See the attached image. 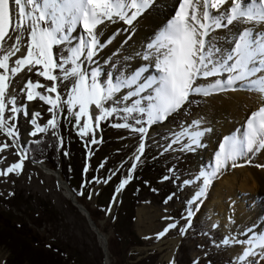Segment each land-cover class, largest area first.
Masks as SVG:
<instances>
[{
  "label": "rangeland",
  "instance_id": "374dc122",
  "mask_svg": "<svg viewBox=\"0 0 264 264\" xmlns=\"http://www.w3.org/2000/svg\"><path fill=\"white\" fill-rule=\"evenodd\" d=\"M129 34L132 37L134 31H130ZM104 43L107 47L108 42ZM66 47L67 45L55 46L54 54L59 56ZM106 47L98 52L94 66H99L104 74L112 72L119 77L124 76L129 69L126 64L129 53L127 50L105 51ZM23 51L26 52L27 49ZM8 63L11 66L12 61ZM54 74L62 75L59 70ZM29 75L33 83L38 81L46 87H51L53 83L34 73L18 74L11 89L6 90V98L13 96L16 98V106L19 109L16 113L17 119L15 121L8 119L12 113L11 106L6 104L4 124L10 126L15 123L17 142L19 138L27 136L24 142H18L24 152L27 141L35 139L40 132L35 136L29 133L35 131L37 126L44 127L47 121L56 115V127L51 130L58 142L57 151L59 146L58 152H62L68 162V178L73 190L80 194V201L92 212L94 221L91 220L95 226L100 232L101 230L104 232L101 233L106 237L109 264H252L253 261L255 264H264L262 257L264 254H260L257 261L253 256L247 257L244 261L240 260L242 254L239 253L243 251L242 246L245 244L233 242L236 240L234 233L229 230L228 222L222 219L218 210L212 207L205 209L211 185L206 190L208 194L195 203L189 202L202 185V180H197L196 177L201 170H210L214 164L209 163L210 168L209 164L207 165L205 143L202 142L204 145L195 151H186L184 144L188 140L182 137L177 141V135L193 121L200 119L212 93L207 96L192 94L188 102L169 115L165 121L152 125L136 123V120L146 121V114L135 113L125 119V114L117 111L100 120L97 126L94 116L100 115L99 110H94V106H91L90 116L81 117L79 125L83 128L87 121L88 133L81 135L73 115L79 111V105H75L72 111H69L66 104L72 81L58 83L56 92L52 93L42 88L31 89L36 98L29 101L27 90L24 93L19 91ZM238 90L244 89L236 87V90L229 88L222 91ZM37 93L50 96L53 100H56L59 94V103L62 106L54 112H49L51 105L39 99ZM262 100L261 103L264 102V95ZM22 105L27 107V116ZM105 106L111 108L114 105L112 101H108ZM120 107L122 108L123 104ZM35 112H39L40 116L36 117V124H32L31 114ZM101 123H106L108 127L104 129ZM125 123L129 124V127L114 126ZM140 126H144L147 132L141 134L133 131ZM193 128L195 126L190 131H193ZM245 130L242 126L241 136ZM93 139L96 143H92ZM5 143L8 147L0 152V157L4 158L0 159V170L21 160V156L17 155L16 146L13 147L14 142L0 130V145ZM141 143L144 145L142 153L138 152ZM137 156L139 160L136 159ZM213 157L215 158L214 155ZM152 159L157 160L155 164L159 167L158 173L152 170L154 166L150 162ZM133 164L136 165L134 169ZM130 169L133 170L131 178L128 179ZM109 176L111 179H108ZM94 178L101 182L96 183ZM123 179H128V182L117 191ZM185 181L191 183L185 184ZM172 183L176 184V188L170 185ZM67 184L69 186V183ZM69 188L71 190L70 186ZM95 201L99 204L98 207L95 206ZM252 203V200L246 201V207L253 206ZM196 204H199L198 209ZM0 205L13 211L19 210L35 225H39V231H43L56 247L65 249L68 256L74 258L77 264H101L98 242L84 217L71 205L62 189L56 185L54 178L33 167L28 160L23 159L20 169L7 176H0ZM188 211L193 212L190 224L187 218ZM116 212L117 232L126 237L128 229L133 231L140 238V245H130V240L127 239L123 245L125 247L123 252L118 251L112 227ZM231 215L233 217L234 213ZM130 216L132 219L127 224ZM170 223H175L178 227L169 229L165 235L157 238V234L164 231ZM182 228L185 229L183 233L180 230ZM107 238L111 241L110 253L107 251ZM225 238L229 239L228 244L222 243ZM6 255L7 250L0 246V264H7Z\"/></svg>",
  "mask_w": 264,
  "mask_h": 264
},
{
  "label": "snow or ice",
  "instance_id": "6c2138e0",
  "mask_svg": "<svg viewBox=\"0 0 264 264\" xmlns=\"http://www.w3.org/2000/svg\"><path fill=\"white\" fill-rule=\"evenodd\" d=\"M178 4L174 16L148 45L149 55L151 50L157 53L155 67L159 72L158 76L149 80L139 72L125 73L122 77L112 72L104 74L99 66L94 65L95 57L105 46L103 27L118 20L129 26L122 31H131L134 22L150 7H155V0H0V70H3L0 72V127H7L8 137L13 140L17 138L15 123L10 126L4 124V112L6 104L10 105L12 115L8 119H17L19 109L16 98H6V89L12 86L21 72L34 73L53 82L51 87H46L38 81L33 83L29 75L24 86L19 89L20 93L27 90L29 101L36 98L31 89L42 88L52 93L56 92L58 83L72 81L66 104L69 111L79 105V111L73 115L81 135L88 133L87 121L83 128L79 125L81 117L90 116L91 106L100 112V115L94 116L97 125L100 120L117 111L124 113L125 119L135 113L146 114V121L136 120V123L152 125L165 121L188 102V98L194 93L207 96L215 91L229 88L236 90L239 87L264 95V0H178ZM229 28H236V32L231 42L232 47L225 54L213 33ZM9 41H12L11 47L5 49L4 46ZM59 45L67 47L57 56L53 49ZM23 48L27 51L24 52ZM147 58L148 56L145 57ZM9 61H12L11 66ZM56 70L62 75H55ZM224 74H227L226 79H216L206 86L198 83ZM37 95L51 105L49 112L62 106L59 94L56 100L39 93ZM108 101H112L114 106L106 107ZM21 107L27 116V107ZM39 116V112L32 113L30 123L36 124V117ZM56 120L54 114L44 127L37 126L29 135L35 136L37 132L43 133L55 128ZM200 124L199 120L193 121L177 135V141L182 137L188 140L184 144V150L195 151L203 146V137L211 129L201 128ZM114 126L127 128L129 124ZM193 126L196 130L190 131ZM133 131L144 134L147 129L140 126ZM92 143H96L95 139ZM7 147V143L0 145V152ZM143 148L141 143L138 152L142 153ZM261 150H264V106L247 118L242 138L234 135L224 137L215 153L212 168L201 170L196 177L197 180H202V185L189 202L195 203L204 196L207 188L228 167L229 162H232L233 168L243 167V164H236L235 161L246 157L245 164H250L251 155ZM17 155L21 156V160L0 170V176H7L22 167L26 153L21 151ZM136 159L139 160V156ZM135 166L133 164V169ZM133 169L129 170L128 179L131 178ZM128 179H123L119 187L122 188ZM94 181L101 182L97 178ZM184 183L189 184L191 181ZM195 206L199 208V204ZM192 216L193 212L188 211L189 224ZM176 227L178 225L175 223L168 224L164 231L157 234V238ZM180 230L183 233L185 229ZM258 236V242L233 241L250 245L239 257L240 260L255 256L254 249L257 247L264 249V234ZM222 243L228 244L229 239L225 238Z\"/></svg>",
  "mask_w": 264,
  "mask_h": 264
},
{
  "label": "bare ground",
  "instance_id": "6f19581e",
  "mask_svg": "<svg viewBox=\"0 0 264 264\" xmlns=\"http://www.w3.org/2000/svg\"><path fill=\"white\" fill-rule=\"evenodd\" d=\"M178 7L177 0H155V7H150L134 22L131 27V31H134V34L130 39V31H122L129 28L127 24L118 20L106 24L102 30V38L104 42H108L107 47L105 46V51L122 52V50H127L129 55L126 64L129 69L126 73L139 72L149 80L158 76L159 72L155 67L157 53L155 50H151V55H149L148 45L174 16V12L178 10ZM235 32L236 28H229L213 33V37L218 38L217 43L225 54L232 47L231 42L234 39ZM10 43L9 41L4 46L5 49L10 48ZM146 56H148L147 59H145ZM2 71L0 70V72ZM226 76L227 74H224L218 76L219 78L200 80L198 83L206 86L216 79H226ZM10 89L9 87L6 90ZM215 92L217 93L212 92L209 96L207 108L199 119L201 128L211 129L203 137L202 141L206 147L207 165L211 162L215 163L213 155L215 156L219 149L218 144L220 145L223 142L224 137L234 135L237 138H242L240 129H242V126L246 129L247 118L252 112L260 108L263 96L248 90ZM4 130V135L8 137L6 127H4ZM195 130L193 128V131ZM26 139L27 136L25 135L18 140L24 142ZM13 142L15 145L18 144L17 138ZM245 159L246 157H241V159L238 158L235 161L236 164H243V167L233 168L231 167L232 162H229L228 167L222 170L213 180L211 188L208 187L210 188V193L209 197L207 196L208 201L205 200L207 202L205 209L208 210L212 207L218 210L222 219L228 222L229 230L234 233L236 240L249 239L258 242V234H264V167H257L256 165H264V150L251 155L252 163L249 165L244 163ZM248 200H252L254 205L252 203L253 206L246 207V201ZM231 213H234L233 217ZM249 246L248 244L243 245V251L239 255ZM254 251L256 255L253 258L257 261L260 254H264V249L257 247Z\"/></svg>",
  "mask_w": 264,
  "mask_h": 264
},
{
  "label": "trees",
  "instance_id": "16d2710c",
  "mask_svg": "<svg viewBox=\"0 0 264 264\" xmlns=\"http://www.w3.org/2000/svg\"><path fill=\"white\" fill-rule=\"evenodd\" d=\"M98 113L100 114L99 111ZM109 116L110 115L106 116V118ZM101 125L104 129L108 127L106 123H101ZM32 141H40V143L34 144L31 143ZM57 143L56 136L50 128L46 132L39 133L35 139H29L24 146V152L29 160L43 162L51 169L59 167L60 177L69 183L77 202L83 204L79 198L80 194L73 190L71 186L68 178V162L66 161L64 154L57 151ZM150 162L154 165L152 170L158 173L159 167L156 165L157 160L152 159ZM174 183H176L175 180ZM174 183L170 185H173V187L176 188V184ZM96 205L97 207L99 206L97 201H95V206ZM83 206L89 212L90 218L94 221L92 212L86 207V205L83 204ZM129 215H131V212H129ZM117 218L118 213L116 212L112 227L114 234L116 235L118 251L123 252L125 249L123 245L127 239L130 240V245H140L141 240L133 231L128 229L126 237L117 232ZM130 219H132V216L126 221L127 224H129ZM101 232L103 231L101 230ZM110 242V239L107 238V251L109 253L111 246ZM0 246L7 250L5 258L7 264H77V261L74 258L68 256L65 249L59 246L56 247L52 240L45 236L43 231H39V225H35L19 210L13 211L4 205H0Z\"/></svg>",
  "mask_w": 264,
  "mask_h": 264
},
{
  "label": "water",
  "instance_id": "95a60500",
  "mask_svg": "<svg viewBox=\"0 0 264 264\" xmlns=\"http://www.w3.org/2000/svg\"><path fill=\"white\" fill-rule=\"evenodd\" d=\"M0 130L3 134L5 133L4 127H0ZM11 141L13 142V139H11ZM15 146H16L18 152H21V150H22L21 145L16 144ZM58 151H59V146H58ZM24 160H28L29 163L33 167L40 170L44 174L50 175L54 178L56 185L62 189V192L65 195V197L69 200L71 205H73L75 207V209L79 212V214H81L84 217L86 224L94 233L95 238H96L98 245H99V248H100V253H101L100 263L101 264H109L108 259H107V252H106V237H105V235H103L99 231V229L95 226V224L93 223V221L90 218L88 211L75 200V195L70 190L67 182L60 177L58 168L51 169V168L47 167L43 162H35L32 160H29L27 158V156ZM120 189L121 188H119V191H120Z\"/></svg>",
  "mask_w": 264,
  "mask_h": 264
}]
</instances>
